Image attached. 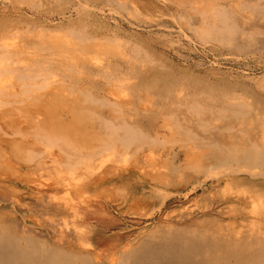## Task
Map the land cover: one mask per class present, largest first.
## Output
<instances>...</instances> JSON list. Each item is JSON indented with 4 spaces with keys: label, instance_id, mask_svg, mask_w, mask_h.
<instances>
[{
    "label": "rangeland",
    "instance_id": "obj_1",
    "mask_svg": "<svg viewBox=\"0 0 264 264\" xmlns=\"http://www.w3.org/2000/svg\"><path fill=\"white\" fill-rule=\"evenodd\" d=\"M0 229L88 264H264V0H0Z\"/></svg>",
    "mask_w": 264,
    "mask_h": 264
},
{
    "label": "bare ground",
    "instance_id": "obj_2",
    "mask_svg": "<svg viewBox=\"0 0 264 264\" xmlns=\"http://www.w3.org/2000/svg\"><path fill=\"white\" fill-rule=\"evenodd\" d=\"M75 11V10H74ZM90 14L92 13L93 15L96 16V14H98L99 12H101L98 8L95 7H91L90 6V10H89ZM78 13V18H81L83 21H87L88 18H86L85 16H82V12H76ZM89 14V15H90ZM77 16V15H76ZM90 22V21H89ZM88 23V21L86 22ZM89 28L92 30H96L95 28H93L92 24H88ZM97 27V26H96ZM17 28V27H16ZM89 29V30H90ZM16 29L12 28L11 32H14ZM99 30V29H98ZM110 32V31H109ZM3 35V34H2ZM16 38H14L15 40ZM64 43V42H63ZM5 45V44H4ZM63 48H70L71 46L69 44H67L65 42V44H60ZM59 45V46H60ZM6 46V45H5ZM60 46V47H61ZM64 46V47H63ZM81 47V46H80ZM17 49V48H16ZM47 53L49 50H46ZM50 53V52H49ZM8 54V53H7ZM84 56V55H83ZM43 57V56H42ZM51 57V56H50ZM47 56V58H50ZM84 58V57H83ZM120 60H123V56H118L117 57ZM85 59V58H84ZM116 59V58H114ZM89 64L93 67H97V63L94 61H90V59L88 60ZM100 66V65H99ZM139 67H143L142 65H139ZM4 79V78H3ZM127 84H129L127 82ZM119 86V85H117ZM145 105V104H144ZM251 111V110H250ZM248 115V114H247ZM220 228V227H219ZM222 232V231H221ZM217 234V232H215ZM224 233V232H223ZM223 233H219L217 235H219L223 240H226L229 238V236L227 234H223ZM257 234V233H255ZM259 234V233H258ZM257 234V235H258ZM263 235V234H262ZM259 236V235H258ZM261 236V235H260ZM264 238V237H263ZM5 237H4V232L3 230L0 229V264H88L85 260L83 259H79V257L74 256V255H69V254H65L60 252L59 250L53 249L52 247H45L44 243H40V242H36V241H30L28 238H21L20 240H18V242L15 241H9V243H6L5 241ZM222 240V241H223ZM26 242L30 245V251H25V250H20L19 248V242ZM221 241V242H222ZM192 243V242H191ZM26 245V244H25ZM194 246V245H193ZM152 249V248H151ZM218 250V249H217ZM216 249H213V252H211V254H213L215 252V254L217 253ZM163 251V250H162ZM152 252V251H151ZM208 253H210L209 251H207ZM163 253V252H162ZM35 254L38 255V259L36 257L35 259ZM208 254V255H211ZM215 254H213L212 256H214ZM132 255V254H131ZM155 254H151V256H154ZM146 258V255H144ZM150 256V255H148ZM192 256V255H191ZM156 257V256H155ZM154 257V259H155ZM157 257H159V255H157ZM156 257V258H157ZM184 257V256H183ZM118 258V257H117ZM150 258V257H148ZM147 258V259H148ZM151 259V258H150ZM150 259H148L147 261H149ZM167 259V258H166ZM169 259V258H168ZM192 259V258H191ZM201 259V258H200ZM212 259V258H210ZM152 260V259H151ZM150 260V261H151ZM164 260V257L162 256L161 258L159 257V259L152 261L155 264H160L162 263ZM189 261L188 256L183 258V261ZM246 260V259H245ZM244 260V261H245ZM147 261H145L146 263L141 262L142 264H149L147 263ZM192 261V260H191ZM190 261V263L188 262V264H191L192 262ZM236 261V260H235ZM218 260L215 261V264L217 263ZM224 264L225 261H223ZM246 262H242V263H238V264H251V261H247ZM253 262V261H252ZM140 263V264H141ZM207 263V262H206ZM257 264H260L259 261H256ZM165 264V263H164ZM185 264V263H184ZM195 264V263H193ZM253 264V263H252Z\"/></svg>",
    "mask_w": 264,
    "mask_h": 264
}]
</instances>
